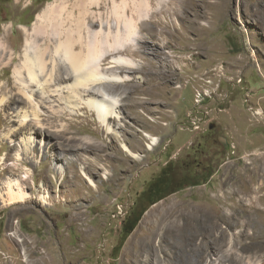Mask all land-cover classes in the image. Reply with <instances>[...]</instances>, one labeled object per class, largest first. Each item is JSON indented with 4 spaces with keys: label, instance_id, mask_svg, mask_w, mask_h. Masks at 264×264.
Listing matches in <instances>:
<instances>
[{
    "label": "rangeland",
    "instance_id": "1",
    "mask_svg": "<svg viewBox=\"0 0 264 264\" xmlns=\"http://www.w3.org/2000/svg\"><path fill=\"white\" fill-rule=\"evenodd\" d=\"M77 1L0 0V264H264V0H150L138 45L115 52L130 80L102 83L140 159L67 94L16 80L22 28ZM111 10L93 8L113 24ZM8 184L24 200L3 205Z\"/></svg>",
    "mask_w": 264,
    "mask_h": 264
},
{
    "label": "bare ground",
    "instance_id": "2",
    "mask_svg": "<svg viewBox=\"0 0 264 264\" xmlns=\"http://www.w3.org/2000/svg\"><path fill=\"white\" fill-rule=\"evenodd\" d=\"M102 1L106 0H81L70 6L66 2L58 6L48 4L42 14L36 16L31 32L26 27L22 28L27 34L20 62L14 68L16 80L26 88L39 84L41 90L38 91L47 99L55 95L61 99L63 93L67 94L64 100L69 102L66 108L70 113L84 107L88 108L107 133H113L118 137L123 152L140 159L138 154L132 153L127 145L122 143L117 128L110 126L114 120L121 124L123 118L119 109L122 98L115 91L104 92L102 83L119 84L130 80L128 75L122 76L115 69L122 66L135 68V63L115 52L125 50V46L130 43L138 45L140 24L147 21L153 6L150 0H123L120 3L109 0L111 11L115 15L112 24L104 23L100 12H93V8L99 9ZM162 1L167 0H157L156 6L158 7ZM162 4L166 6L163 2ZM5 44L0 41V54L7 50ZM107 58L110 59V65L103 67V62ZM8 60L12 62L11 55ZM23 93L30 99L27 92ZM30 95L32 97L31 92ZM24 118L25 113L22 116V119ZM144 136L150 141L147 149L152 150L158 144V139L146 133ZM90 184L94 186L93 182ZM5 194L6 199L2 200L5 206L17 200L22 201L26 197L20 187L13 189L10 184Z\"/></svg>",
    "mask_w": 264,
    "mask_h": 264
},
{
    "label": "trees",
    "instance_id": "3",
    "mask_svg": "<svg viewBox=\"0 0 264 264\" xmlns=\"http://www.w3.org/2000/svg\"><path fill=\"white\" fill-rule=\"evenodd\" d=\"M167 174H169V171H168L167 167H165L161 171L160 175L154 181H152L150 183V186H151L150 188L151 189L148 190L149 194H150V191L153 192V193L157 192L156 191L157 190V186L162 185L163 180L166 179V177H164V176H166ZM143 194H145V192H143ZM159 194H161V191L159 192ZM155 202L156 201H154L153 203H155ZM133 226H134L133 224L132 225H128L127 227H126V225L124 226V224L122 225V234L124 235V237H126L132 231Z\"/></svg>",
    "mask_w": 264,
    "mask_h": 264
}]
</instances>
